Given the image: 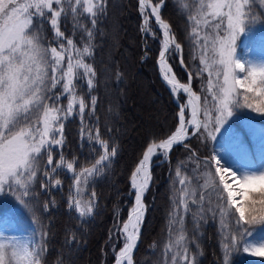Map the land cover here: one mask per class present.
<instances>
[{
    "label": "snow or ice",
    "instance_id": "snow-or-ice-1",
    "mask_svg": "<svg viewBox=\"0 0 264 264\" xmlns=\"http://www.w3.org/2000/svg\"><path fill=\"white\" fill-rule=\"evenodd\" d=\"M138 3L142 33L147 36L151 32L152 39L158 38L151 18L162 33L157 63L177 99V125L166 138L152 137L146 142L130 174L128 195L133 200L127 218L123 219L118 209L109 230L114 264H136L134 251L148 210L145 196L153 179L152 166L157 159L170 162L177 145L186 149L187 157L176 170L180 177L178 197H169L173 206L168 213L169 240L164 251L166 257L171 254L170 264H197L190 245L200 247L196 233L199 222H207L208 213L213 219L219 216L222 233L228 229L221 239L225 264L227 253L240 245L252 255L264 256V241L249 239L264 230V166L238 173L221 163L224 157L218 152L207 155L191 145L192 138L206 143L216 140L219 133L241 161L251 163L254 149L264 161V128L246 125L247 135L254 142L249 146L230 124L224 127L241 108L264 114V59H244L237 52L242 35L247 36L256 25L264 27V0H182L184 12L180 14L187 26L184 40L191 49L192 61L199 59L198 66L193 64L195 71L185 62L184 43L162 17L167 0ZM108 7L109 0H0V197L14 195L33 216L31 231L26 235H10L6 227H0V264H49L52 254L61 257L56 264H65L66 260L71 264L70 256L49 248L50 226L35 215L36 210L43 215L55 206L54 192L63 191L61 177L72 181L67 192L68 211L78 214L80 220L96 214L97 193L93 190L89 195L87 188L110 167L118 150L108 135L112 130H101L96 115L98 100L93 95L98 82L95 41L104 35L101 24ZM69 16L73 20L71 35L66 27ZM176 53H180L179 63L188 72V83L170 78L172 67L167 57ZM205 72L207 95L202 98L190 85ZM181 92L188 97L186 103ZM77 119L81 144L87 141L91 152L98 155L94 162L91 153L84 156L87 166H82L77 156L69 160L65 154L67 124ZM182 169H190L191 175L181 176ZM200 174L205 176L202 185L198 183ZM40 196L50 199L44 200L42 209H34ZM17 212L4 208L0 199V225L6 226L14 217L19 222ZM188 214L194 222L190 234L184 226ZM175 231L180 234L173 241ZM76 244L73 235L61 249L68 246L71 253V246Z\"/></svg>",
    "mask_w": 264,
    "mask_h": 264
},
{
    "label": "trees",
    "instance_id": "trees-1",
    "mask_svg": "<svg viewBox=\"0 0 264 264\" xmlns=\"http://www.w3.org/2000/svg\"><path fill=\"white\" fill-rule=\"evenodd\" d=\"M159 2V0H153ZM182 0H167L162 8V17L173 26L177 38L184 43L183 56L186 64L195 71L193 64L199 65V59H191V49L184 37L187 26L184 12L181 7ZM187 2V0H184ZM264 20V17L261 18ZM157 39H152L151 32L146 36L141 34V19L138 13L136 0H109L108 15L101 24L103 36L95 41V67L97 69V85L93 95L97 96L96 115L102 132L113 137L118 146L117 154L110 167L99 177H96L94 186L87 188V193L95 191L98 196L95 215L91 218L77 219L76 213H70L67 206V192L72 181L63 176V191L54 192L55 206L43 215L36 210V217L44 225L50 226L49 248L57 253L63 251L64 257L71 258V264H111L113 258L108 254L109 230L113 227L114 213L125 219L132 203L129 192V177L140 158L146 142L152 138L164 139L177 125L178 105L173 96L159 77L157 59L162 39L154 22L150 20ZM67 34L73 33V20H67ZM63 30V26H62ZM51 38V34H48ZM79 39L78 36L75 37ZM176 78L187 82L186 68L179 66L178 57H167ZM119 73V79L117 74ZM208 75L192 80V89L202 98L207 95ZM203 89V91H202ZM181 95V94H180ZM182 102L185 97L181 95ZM210 99V97H209ZM66 103V101H65ZM235 116H245L264 126V114L255 113L250 109L241 108L234 113ZM66 151L68 159L77 156L82 166L85 165L84 156L91 153L93 162L98 155L91 152L88 142L81 144L79 134V120L70 121L66 127ZM191 145L198 148L201 153L211 155L218 152L224 157L226 153L222 148H214L212 140L206 143L196 138L191 139ZM250 146H252L250 142ZM100 152L103 149H99ZM187 151L177 145L171 152V161L157 159L152 166V183L145 196L148 206L142 233L137 250L134 251L136 264H164L170 255L165 256L164 245L169 240L168 213L172 209L169 197H178L179 179L176 170L179 162L186 160ZM191 171L181 170V176H190ZM203 180L200 174L198 183ZM87 196L84 200L87 201ZM50 199L40 196L37 209H42L43 202ZM234 224L235 221L233 220ZM191 214L185 216V228L189 234L193 229ZM196 235L199 237L200 247L190 245L196 254L197 264H225V255L222 251V235L228 234V229L221 232L220 218L213 219L212 213L207 214V222L201 220ZM178 228V225H175ZM264 231V230H263ZM179 231L172 233L171 239L175 241ZM75 235L77 244L61 249L65 240ZM228 264H250L241 256V245L238 249H231ZM61 259L55 254L50 255L49 264H56ZM65 264H69L66 260Z\"/></svg>",
    "mask_w": 264,
    "mask_h": 264
},
{
    "label": "rangeland",
    "instance_id": "rangeland-1",
    "mask_svg": "<svg viewBox=\"0 0 264 264\" xmlns=\"http://www.w3.org/2000/svg\"><path fill=\"white\" fill-rule=\"evenodd\" d=\"M238 40H240V44H238L237 52L240 57L244 59H251L255 61H260L261 59H264V27H261L259 25H256L253 27L252 31L247 34V36H241ZM238 42V41H237ZM169 89H171L169 87ZM228 124L231 125V127L240 133V135L244 138L245 143L250 146V142L253 145V140L251 137L247 135L246 125L252 124L257 129L264 128L263 125L260 123L252 120L251 118L245 117V116H233L230 117L227 124H225L224 127H227ZM223 131V128H222ZM217 139L214 141L215 148H218L222 146V148L226 152H230L231 155H227L225 153V161H221V163L227 164L230 167L234 168L238 173L246 172V171H257L262 166H264V161L261 160V157L258 152L253 150V156L250 157L251 163H247L245 161H241L236 154L234 150H231L227 144L224 143L223 139L220 138V134L216 133ZM206 171V170H205ZM214 171V169H213ZM205 176L203 175V180L200 183L201 185L204 183ZM218 182V178H217ZM3 202L4 208H10V209H18L17 217H19V222L17 221V218H11L7 222V225H0V227H6V231L10 235H17V236H23L31 231V223H32V213L29 212L27 209L22 208L20 206L19 201L16 199V197L12 194H7L4 197H0ZM212 199H215V195H213ZM34 209H37L36 205L32 206ZM36 215V211H35ZM175 227V226H174ZM250 240L257 242V241H264V231H256L252 237H249ZM122 243V242H121ZM121 243L119 245H121ZM256 247H259V244H256ZM222 250L224 252V249L222 247ZM230 252V251H229ZM227 253V264L229 260L230 253ZM108 254L113 255V250L111 248V244L108 241ZM224 255L225 252H224ZM241 256L244 261L249 262L250 264H264V256L261 255H252L250 252H246L243 249V245H241Z\"/></svg>",
    "mask_w": 264,
    "mask_h": 264
},
{
    "label": "bare ground",
    "instance_id": "bare-ground-1",
    "mask_svg": "<svg viewBox=\"0 0 264 264\" xmlns=\"http://www.w3.org/2000/svg\"><path fill=\"white\" fill-rule=\"evenodd\" d=\"M169 75H170V78L173 76V75H172V73H170ZM166 83H167V82H166ZM168 87H170V88H171V86H170V85H168ZM175 147H176V146H175ZM120 246H122V243H121V245H120ZM117 250H118V249H117ZM114 257H115V256H114ZM114 262H115V260H114ZM113 264H114V263H113Z\"/></svg>",
    "mask_w": 264,
    "mask_h": 264
},
{
    "label": "water",
    "instance_id": "water-1",
    "mask_svg": "<svg viewBox=\"0 0 264 264\" xmlns=\"http://www.w3.org/2000/svg\"><path fill=\"white\" fill-rule=\"evenodd\" d=\"M191 86V85H190ZM195 99V98H194Z\"/></svg>",
    "mask_w": 264,
    "mask_h": 264
}]
</instances>
